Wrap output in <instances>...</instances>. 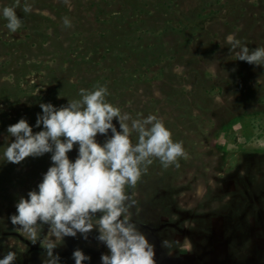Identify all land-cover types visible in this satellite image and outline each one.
<instances>
[{
    "label": "rangeland",
    "instance_id": "rangeland-1",
    "mask_svg": "<svg viewBox=\"0 0 264 264\" xmlns=\"http://www.w3.org/2000/svg\"><path fill=\"white\" fill-rule=\"evenodd\" d=\"M225 1L232 0H221ZM207 2L215 5L216 0H19L18 4L16 0H0V9L15 6L21 18V26L15 33L10 32L6 20L0 18V171L10 170L11 173L0 179V257L13 251L14 264H41L43 247L52 242L56 245L53 251L59 255L60 264H74L72 253L75 249L90 257L84 264H101L100 257L107 254L108 249L96 239L99 233L95 221L86 238L79 233L75 237L55 238L47 224L37 223L35 244L28 233L11 224L9 218L16 212V202L41 182L51 165V153L43 155L47 157L43 169L40 165L43 156L27 157L18 164L6 162L2 153L12 140L6 129L21 118L34 126L37 115L42 112L40 103L60 107L64 100L67 105L68 100L79 99L80 89L105 86L109 94L123 90L120 84L112 83L113 77H120L119 73L124 77L121 68L127 67L117 63L118 45L164 42L176 51L181 50L176 33L161 30L178 26L169 20L176 11L194 14L202 8L209 9ZM25 4L31 8L27 13L22 10ZM169 7L173 11L169 12ZM65 17L70 27L64 26ZM212 66L217 68L214 62L209 68L213 69ZM134 89L132 98L129 97L132 93L127 92L122 95V101L118 94L114 104L119 105L122 115L127 113L130 118H135L130 116L132 110H146V114L140 115L144 118L154 107L147 97L161 98L163 84H137ZM216 92H213L214 102L219 104L222 99ZM109 97L107 95L105 100L111 99ZM126 99L129 101L125 102ZM165 104L160 101L157 108L165 109ZM240 108L257 109L258 113L237 117L226 126L219 124L211 144L219 150L216 157L207 152H186L180 161L177 158L176 163L166 168L155 158L135 185L125 186V194L129 197L125 214L146 236L153 250L155 245L163 250L167 247L178 250L181 241L183 251L207 249L212 227L218 225L210 219L212 214L218 219L224 216L222 240H230L227 229L230 216L241 215L245 208L241 195L233 196L230 202V191L235 188L241 192L243 174L264 173V101L260 105L252 101ZM113 120L118 123L116 118ZM40 130L42 126L33 127V132ZM74 155L71 151L68 153L72 160ZM216 168H222L223 174L217 173ZM100 215L98 212L96 217ZM182 216L188 220L181 222ZM242 222L243 219H237L236 229L246 231L248 223ZM171 232L177 233L175 245H172ZM237 234L240 248L249 247L251 239ZM254 242L257 246L258 238ZM245 249L234 253L240 262L246 257Z\"/></svg>",
    "mask_w": 264,
    "mask_h": 264
},
{
    "label": "clouds",
    "instance_id": "clouds-1",
    "mask_svg": "<svg viewBox=\"0 0 264 264\" xmlns=\"http://www.w3.org/2000/svg\"><path fill=\"white\" fill-rule=\"evenodd\" d=\"M22 10L27 13L31 8L25 4ZM0 18L6 20L10 32L15 33L21 26L15 6L0 9ZM63 23L70 27L68 18H63ZM236 49L237 60L264 67V46L250 50L237 40L229 50ZM106 95L105 86L80 89L79 99L68 100L66 106L40 103L42 112L34 126L21 118L7 127L12 140L2 153L6 162L18 164L27 157L51 153V165L41 182L26 197H20L9 219L32 237L33 244L37 242V223L47 224L55 238L75 237L77 233L86 238L95 221L99 233L96 239L108 249L100 257L101 264H154L152 245L125 214L129 200L125 186L136 184L140 166L150 164L152 157L165 168L176 163L177 157L184 154L183 147L173 141L170 130L154 115L131 119L129 125V115H122L108 103ZM41 126L42 130L33 132V127ZM109 130L111 136H107ZM130 131L137 135L134 144ZM98 134L106 136L102 144L97 142ZM74 145L77 156L72 160L68 153ZM55 247L52 242L43 247L41 264H60ZM72 259L74 264H84L90 257L75 249ZM15 260V253L8 251L0 257V264H14Z\"/></svg>",
    "mask_w": 264,
    "mask_h": 264
},
{
    "label": "trees",
    "instance_id": "trees-1",
    "mask_svg": "<svg viewBox=\"0 0 264 264\" xmlns=\"http://www.w3.org/2000/svg\"><path fill=\"white\" fill-rule=\"evenodd\" d=\"M205 4L209 5V9L202 8L194 14L176 11L169 20L175 21L178 26L161 30L176 33L181 50L176 51V48L164 42L118 45L120 52L116 56L117 63L127 67L121 68L124 69V77L119 73L120 77H113L112 83L120 84L123 90L107 93L111 98L107 102L119 108L114 104L118 101V94L122 101V95L127 92L132 93L129 94L132 98L136 91L134 85L163 84L161 98L147 97V101L154 105L151 114L170 130L173 141L182 144L184 154L207 152L216 157L219 150L211 144L215 141L214 130L219 124L226 126L237 117L257 112V109L250 111L240 107H246L252 101L258 105L264 101V67L239 61L235 55L238 49L229 50L237 40L250 50L264 46V0H216L217 7H214V2ZM168 10L173 11L171 7ZM228 37L232 38L231 41ZM212 62L217 65V68L212 66L214 71L209 68ZM221 73H225L224 76ZM215 91L222 99L219 104L214 102ZM228 96L233 98L229 99ZM160 101L166 103L165 109L157 108ZM65 105L63 100L60 107ZM138 111L132 110L130 116L135 118L130 119H142L140 115L146 114V110ZM113 124H117L115 126L119 131V123L113 120ZM107 136H111L110 130ZM96 139L102 144L106 136L98 134ZM136 140V133L130 131V141L134 144ZM75 151L73 147L71 152L77 156ZM183 155L177 157L179 161ZM40 159L43 169L47 157ZM154 159L151 158L152 161ZM146 167L149 164L140 168V175L145 174ZM10 174V170L0 171V179Z\"/></svg>",
    "mask_w": 264,
    "mask_h": 264
},
{
    "label": "flooded vegetation",
    "instance_id": "flooded-vegetation-1",
    "mask_svg": "<svg viewBox=\"0 0 264 264\" xmlns=\"http://www.w3.org/2000/svg\"><path fill=\"white\" fill-rule=\"evenodd\" d=\"M222 168H216L217 173L223 174ZM261 170V169H260ZM242 184L239 189L233 188L230 193L232 194L229 199L233 202V196L241 195L243 197V213L241 215H231V221L227 229L231 235L230 240H222L224 234V222L223 217L220 219L214 217L215 214L210 216V219L214 223H218L217 226L212 227L211 239L208 241V248L201 249L198 252L195 249L189 251H183L184 247L181 246V242L178 243V250L167 247L162 249L160 246L154 247V264H264V173L261 171H255L254 173H245L242 175ZM235 184V183H234ZM228 207H233L229 205ZM218 219V220H217ZM237 219H243L242 223H248L246 231L237 230L235 222ZM247 219V220H246ZM188 219L185 216L180 217V221L184 222ZM224 230V231H223ZM183 232V231H182ZM185 232V231H184ZM172 233L173 243L175 245V235ZM245 234L246 238L251 239L249 247L240 248L238 241V234ZM258 238L259 242L257 246L254 242ZM159 239V238H157ZM221 241V242H220ZM187 245V243H185ZM239 249H245L246 257L240 262L238 257L234 256V253ZM232 253L230 254V252Z\"/></svg>",
    "mask_w": 264,
    "mask_h": 264
}]
</instances>
